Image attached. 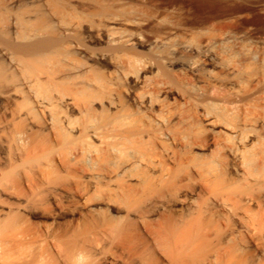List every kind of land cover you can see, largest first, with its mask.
I'll use <instances>...</instances> for the list:
<instances>
[{
    "label": "bare ground",
    "instance_id": "6f19581e",
    "mask_svg": "<svg viewBox=\"0 0 264 264\" xmlns=\"http://www.w3.org/2000/svg\"><path fill=\"white\" fill-rule=\"evenodd\" d=\"M198 1L220 12L190 18L188 0H0V129L12 126L0 184L80 196L116 230L137 219L162 249L148 260L129 249L126 264H223L196 243L214 215L226 221L220 244L244 228L264 237V37L250 40L264 36V0ZM186 35L192 53L217 59L203 83L174 68L183 60L170 47ZM177 230L190 249L170 248L164 234ZM59 251L0 246V264H106Z\"/></svg>",
    "mask_w": 264,
    "mask_h": 264
},
{
    "label": "rangeland",
    "instance_id": "374dc122",
    "mask_svg": "<svg viewBox=\"0 0 264 264\" xmlns=\"http://www.w3.org/2000/svg\"><path fill=\"white\" fill-rule=\"evenodd\" d=\"M114 1L117 7L123 6L127 7V9L131 8L128 5V0ZM172 9L169 8L168 11H172ZM220 10L222 9L220 8ZM183 11L190 18L197 17L199 19L205 18L212 13L220 12L219 8L215 5H204L198 0H188L184 4ZM226 21V19L221 17L214 22L224 24ZM250 27L254 28L256 26L253 23ZM260 36L264 37L263 35H253L250 40L259 41L262 39ZM145 37L147 40H142L146 43V46H143V50L150 52L149 47L152 39L148 30H145ZM188 39L189 36L186 35L184 38L177 36L173 40L170 48L175 49V52L180 57L178 58L183 60V64H175L174 68L177 70V73L182 71L197 81V83H203L205 78L203 75L204 71L206 72L210 69L215 71L219 70V67H216L215 64L217 59L210 57L209 60L201 54L192 53L190 47H188ZM159 44L154 43L157 46ZM190 63L194 65L193 70L187 67ZM110 67L111 69L113 68L112 66ZM8 127H11V129ZM0 130V135L5 140L12 131V126H7ZM0 145V149H3L0 150L1 175L2 164L5 162L6 148L4 144ZM65 181V183H62V188H73L75 186L74 178L70 177ZM2 184H0L1 249H45L56 258H58L60 249H84L90 260L98 262L104 256L106 258V264H110L112 261L118 262V264H126L131 255L129 249H140L139 251L142 252L141 257L144 260L150 259L151 256L149 253L154 249L157 251L156 255H160L158 251L162 249V246L154 236L147 233L144 226L137 219H133L126 230H116L110 225H99L96 223L93 217H91V212L89 211L90 206L80 196H77L75 200L67 202L54 193L48 194L47 190H45V185L30 184L26 181H22L16 185L11 182ZM25 198H29V202L25 201ZM198 199L200 200L199 197ZM27 202L28 207L26 206ZM30 207L39 214H31L28 212ZM160 213L167 212L164 209H160ZM187 213L184 214L186 221L192 217V215ZM259 218L258 215L248 216L245 218L247 223L245 224L249 228L257 227L260 224ZM210 219L209 226L202 227V229L200 228L198 230L199 239H197V244L205 241L204 249H219L225 257L223 264H230V262L225 261L227 260L226 255L232 257V264H264V237L247 234L244 228L240 230L241 232H235L230 242L220 244L217 241L215 228L218 225L224 226L226 221L217 215L211 216ZM185 235L182 231L178 230L170 235L169 233L164 234L170 248L190 249L191 247L186 242ZM182 240L184 245L180 246ZM5 241L7 242L5 243ZM177 242L178 244H176ZM137 262H140V258H138Z\"/></svg>",
    "mask_w": 264,
    "mask_h": 264
}]
</instances>
